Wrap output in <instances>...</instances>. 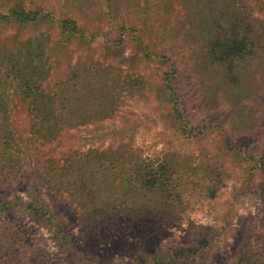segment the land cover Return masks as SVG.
Instances as JSON below:
<instances>
[{
	"label": "rangeland",
	"instance_id": "obj_1",
	"mask_svg": "<svg viewBox=\"0 0 264 264\" xmlns=\"http://www.w3.org/2000/svg\"><path fill=\"white\" fill-rule=\"evenodd\" d=\"M14 6L77 19L88 37L72 38L62 50L57 22L0 24V137L11 135L15 151L21 144L19 155L2 162L0 200L49 203L61 218L60 232L69 231L78 243L86 259L81 264H139L142 252L157 257L190 247L199 252L181 264H237L244 257L264 263V0H0V13ZM219 36H245L253 44L231 64L216 63L208 44ZM35 37L42 43L31 56L26 47ZM11 55L20 62L21 80L34 78L30 98L9 77ZM173 65L180 117L161 93ZM70 76L80 82L96 76L105 92H82L84 110L75 112L82 113L80 122L46 145L31 135L30 121L44 115L33 100ZM97 99L111 102L110 109L93 107ZM122 145L139 149L155 166L157 158L171 162V195L161 218L149 215L146 224L125 219L97 234L66 188L56 192L45 184V163L64 158V151L111 154ZM9 222L29 232L21 234L26 245L18 254L19 244L10 248L0 233V264H73L51 225L21 209L0 216V231Z\"/></svg>",
	"mask_w": 264,
	"mask_h": 264
},
{
	"label": "trees",
	"instance_id": "obj_2",
	"mask_svg": "<svg viewBox=\"0 0 264 264\" xmlns=\"http://www.w3.org/2000/svg\"><path fill=\"white\" fill-rule=\"evenodd\" d=\"M45 20L58 23L61 35L57 45H61L62 50H65V44L72 38L83 39L88 37L85 29L74 18H55L51 13H45L40 9L26 10L16 6L7 13H0V24L15 22L22 28L24 26L38 25ZM132 31L135 32L134 29ZM93 37H91L92 40ZM36 38L38 37L28 40L33 47H26V52L32 54L31 56L36 51L33 49L42 43L41 38L38 40ZM134 40H138L146 50V56L152 58L153 54L150 47L142 39H139L137 35L134 36ZM250 44H253L252 39L249 40L245 36H235L234 39L219 36L216 40L211 41L208 47L212 52L211 59L214 62L231 64L234 59L238 58L240 54H243L249 48ZM154 56H158L166 62L170 60L166 54H156ZM8 57V55L5 56V58ZM9 62L12 71L9 77L12 81H17V85L21 87V92L27 96L26 98H30L28 95H31L30 91L33 90L34 85L31 80H34V78H31L30 74L27 81L21 80L22 67L19 60L11 55ZM31 64L32 61L29 62V65ZM233 66L230 65L231 70L234 69ZM43 68V66L39 68L38 74L41 77ZM171 68L165 74V87L161 89V93L163 91L165 98L174 104L173 109L180 117L183 116V113L177 107L180 96L174 82L178 70L175 65ZM101 74L100 72L99 75ZM75 78L77 77L73 78L70 76L62 79L56 82L53 87L45 89L47 91H39L38 87L35 88L37 91L42 92L40 94L42 99L33 100V103H38L34 104L36 106L35 110L44 114L36 120L30 121L31 135L35 139L41 142L45 141V144H51L53 142L52 139L59 135L58 132L60 130L62 131L72 123L80 122L82 113L77 114L75 112L84 110L82 92L86 93L83 96L90 95L94 97H97L100 92H105L102 84L103 80L96 76H93V79L89 82L76 81ZM83 88L86 89L82 90ZM94 106L97 107L96 109L104 108L109 110L111 102L105 101L100 103L97 99ZM1 121L5 123L8 122V119L3 118ZM183 131L187 132L185 126ZM224 138L227 146L233 148L230 136L224 135ZM13 142L12 136L9 134L0 137V170L4 160L11 162L15 154L19 155L21 144L17 145L15 151L12 147ZM38 149V152L40 150L43 151L41 147H38ZM60 151L62 152L63 149ZM62 155L65 156L62 159L61 156L56 155L46 160L44 167V170H46L44 171L45 184L56 192H60V188L67 189V193L73 196V201L80 211V218L83 219L88 229L92 232L98 234L102 231V228L110 231L112 224H121L125 219L129 222L146 224L147 222H151L152 216L149 215H154V218L162 217L160 208L167 205L166 202L169 201L167 198L171 194H167L166 192L173 185L172 175L169 172L172 171L173 167L167 159L160 160V158H157L159 163L155 166L151 162V159V161H148V158L141 155L139 149L129 148L124 145L118 146L111 154L98 151L79 154L73 150H69L64 151ZM260 160L264 167V155L260 157ZM9 166L14 167L13 165ZM4 175L0 171V178L2 180L5 179ZM116 189L117 197H114L113 193L116 192ZM138 208L142 210V213L136 216L133 211L138 210ZM12 209H21V211L31 217L41 219L46 224L51 225L56 239L60 243L65 244L69 249L70 262L73 264L84 262L85 258L80 252L78 243L74 241L69 231L65 233L60 232L61 218L58 217L55 210L45 200L39 201L37 198L31 199L28 202H22L16 200V198L9 199L8 201L0 200V216L5 215ZM151 211L155 212L150 213ZM27 232H29L28 228L22 227L15 222H9L0 231L5 243L10 248H15L19 244V247L15 250L17 254L26 245L24 241H26ZM22 233L26 238L21 236ZM198 252L199 248L192 247L179 248L166 256L157 257H150L148 254L142 252L138 255L137 259L139 264H181L183 261L190 260ZM251 252L255 253L256 251L252 249ZM96 264L103 263L98 261ZM237 264L264 263L254 258L251 259V257H244L240 258Z\"/></svg>",
	"mask_w": 264,
	"mask_h": 264
}]
</instances>
